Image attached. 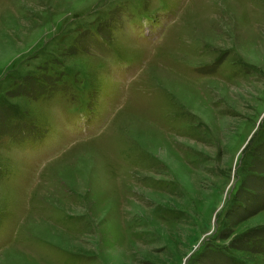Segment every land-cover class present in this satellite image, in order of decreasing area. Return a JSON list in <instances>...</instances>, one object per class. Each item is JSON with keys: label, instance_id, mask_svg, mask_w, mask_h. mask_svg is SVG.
Returning <instances> with one entry per match:
<instances>
[{"label": "rangeland", "instance_id": "1", "mask_svg": "<svg viewBox=\"0 0 264 264\" xmlns=\"http://www.w3.org/2000/svg\"><path fill=\"white\" fill-rule=\"evenodd\" d=\"M0 264H264V0H0Z\"/></svg>", "mask_w": 264, "mask_h": 264}]
</instances>
